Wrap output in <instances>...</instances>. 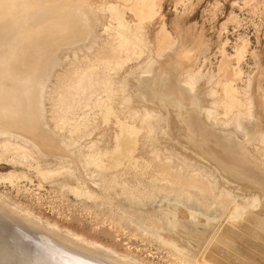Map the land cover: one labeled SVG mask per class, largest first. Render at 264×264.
<instances>
[{"label": "rangeland", "instance_id": "rangeland-1", "mask_svg": "<svg viewBox=\"0 0 264 264\" xmlns=\"http://www.w3.org/2000/svg\"><path fill=\"white\" fill-rule=\"evenodd\" d=\"M154 1L0 0V204L127 264H264V0ZM157 91L199 103L193 143L244 181L170 149Z\"/></svg>", "mask_w": 264, "mask_h": 264}, {"label": "bare ground", "instance_id": "bare-ground-1", "mask_svg": "<svg viewBox=\"0 0 264 264\" xmlns=\"http://www.w3.org/2000/svg\"><path fill=\"white\" fill-rule=\"evenodd\" d=\"M10 1L12 2V0H10ZM154 2H155L154 0H135L134 5H133L131 10L134 13L135 17L138 18V20H143L145 18H151L152 13H153V9L155 7ZM132 3L133 2H131V4ZM156 4L158 5L159 3L157 2ZM7 5H8V3H7ZM8 6L7 7L5 6V7L8 9ZM116 8H118V7H116ZM111 10L113 12L116 9L114 7ZM111 10H110V12H111ZM118 10H119V8H118ZM117 14H118V12H117ZM121 28H123L122 24H121ZM169 42H170V39H169ZM8 49H9V47H8ZM19 51H21V50H19ZM241 52H243V51H241ZM241 52H239V53L241 54ZM0 57H2V55ZM29 62H30V60H29ZM23 65H26V64L24 63ZM26 67H27V65H26ZM23 68H25V67L23 66ZM228 79L230 80V78H228ZM231 80L233 81V78ZM225 88H228V87L226 86ZM36 89H37V91L39 90L38 83H36ZM229 89H231V87ZM226 90H228V89H226ZM226 90H225V93L228 92ZM230 92H231V90L229 91L228 94H230ZM146 96L151 101V103L153 102L152 105L154 106V108H156L155 104H160V102H163V101H161V99H162L161 97L163 95L161 96V93L159 91H157V95H155V96L154 95L150 96L148 94H146ZM233 96L234 95H231V94H230V96H228L230 102L225 101L227 103L226 105H228L229 109H230V107H229L230 105L232 106V104H233V106H234L236 99H237V98L235 99V97L233 98ZM7 97L8 96H6V98ZM228 97H226V98H228ZM8 101L10 102V99H8ZM9 102L8 103L5 102L6 105L10 104ZM228 103L229 104L231 103V104L229 105ZM237 103H238V101H237ZM166 104H168L167 107L171 106V107L176 108L178 110V112L181 111V112H179V114H182V119H181L182 123H178L176 125V126H179L178 127L179 129L184 131L188 128L189 125L193 124L194 116L192 114H188L186 112V110L183 109L184 107L179 102H172V103L166 102ZM191 105H195L197 110H199L201 113L199 103L196 104L193 100H191ZM239 105L235 104V107L239 106ZM8 106H10V105H8ZM225 107L226 106H224V108ZM232 107H231V109H232ZM159 108L161 109L163 107L160 106ZM3 109H6V108H3ZM1 110H2V108H1ZM226 111L228 113L230 110L226 109ZM154 112H156V111L154 110ZM106 116H104L105 121H106V118H105ZM136 135L137 134L135 132H126L123 130L121 133V136L118 139V143L116 145V148H114L115 150L112 151L110 153V155H108L109 159L107 160L106 165H108L109 167H112L114 169V168L120 166L122 164L123 160L129 159L131 157V153H133V150L135 148L134 147V141H135L134 138ZM96 155L95 156L92 155L95 157V158L93 157L94 158L93 161L98 163L99 157H96ZM88 157H89V155H88ZM86 159H87V157H86ZM92 164H91V166H92ZM108 166L104 167V168L110 169ZM95 167H97V166H95ZM108 169H106V170H108ZM241 210H238L235 208V210L232 212V214L229 218L230 222L237 224V222H236L237 219L239 217H242L240 215V213H242ZM169 214H170V216L174 217L176 212L174 210H170ZM170 219H171V217H170ZM158 222L163 223L164 220L162 219L161 221H158ZM167 228H168V226H164L162 229L166 230ZM0 264H127V263L118 260L117 258H115V256H113L112 254H110L109 252H107L101 248L87 244L86 242H84L83 240H81L80 238H78L76 236L74 237V236H71V234H64V233L62 234L58 230H56V228H54V227L43 226V225L39 224L38 222H36L35 220H33V219H31L25 215H21L18 212L14 211V210L6 207V206H3V204H0Z\"/></svg>", "mask_w": 264, "mask_h": 264}, {"label": "water", "instance_id": "water-1", "mask_svg": "<svg viewBox=\"0 0 264 264\" xmlns=\"http://www.w3.org/2000/svg\"><path fill=\"white\" fill-rule=\"evenodd\" d=\"M38 85H39V89L41 92L45 86L42 79H40V84L38 81ZM139 93H140V91H139ZM148 102L152 105V103L150 101H148ZM188 106H189L188 110L185 109L186 106L183 109L186 110V112L188 114H192L196 121H194V123L192 125H189L188 128L184 131L179 129L178 128L179 126H176L178 123H182L181 122L182 114H179V112H181V111L178 112V110L176 108L171 107V106L170 107L165 106L161 109L155 108L156 112H159L160 114H165L164 118L162 119V123H163L162 124V132H163V135H164L166 141L169 143L170 149L173 150L174 152H177L178 150H181V149L187 150V151H189V154L191 156H193L194 158H197L199 160H203L207 164L212 166L216 172H219V175L222 174L223 176H225L227 178H230L232 180L239 181V182L244 181L239 176H237L235 173L229 172V171L225 170L224 168H222L220 165H218L217 162H215V160L208 158L203 153V151L200 149V147H198L197 144L193 143V139L191 136H193V133H196V131H199V129L201 127V125L199 124L200 122H199L198 117H197L200 114V111L197 110L195 105H188ZM167 116H173L175 122L172 124L170 122H168ZM225 137L226 138H220L222 145L225 147L227 146V147L233 148L231 141L235 138V134L234 133H226ZM212 138L213 137L211 136V134L208 133L205 137H202L203 143L208 142V140H211ZM73 144H74V142L72 141L70 144L67 145V147L72 146ZM177 154H178V152H177ZM183 158L187 159V156H184Z\"/></svg>", "mask_w": 264, "mask_h": 264}]
</instances>
